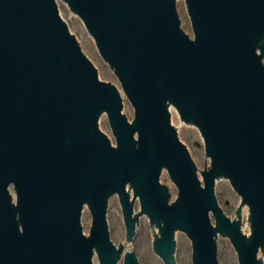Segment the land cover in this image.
<instances>
[{"label": "water", "instance_id": "1", "mask_svg": "<svg viewBox=\"0 0 264 264\" xmlns=\"http://www.w3.org/2000/svg\"><path fill=\"white\" fill-rule=\"evenodd\" d=\"M183 126L196 127L204 187ZM143 215L160 264L175 232L192 264H220L217 235L234 264H261L264 0H0V264H138L125 246Z\"/></svg>", "mask_w": 264, "mask_h": 264}, {"label": "rangeland", "instance_id": "2", "mask_svg": "<svg viewBox=\"0 0 264 264\" xmlns=\"http://www.w3.org/2000/svg\"><path fill=\"white\" fill-rule=\"evenodd\" d=\"M67 24L69 25L70 30L73 32V36L78 40L84 54L97 68L101 80L107 84L116 86L108 64H102L100 62L85 34L77 23L75 17L67 16ZM178 134L181 142L187 148L191 159L194 161L198 169L202 170L196 127L183 126L178 131ZM221 181L222 182L218 183V185L216 184L215 196L218 205L221 207V209H223V213L225 215H231L237 206V198L236 195H230L226 181ZM108 204L109 209L107 219L109 223L111 241L117 244H122L120 213L119 210H116V208H119V205L114 195L110 197ZM144 217V215L136 217V220L134 221V225L136 226L134 229L132 228L128 238V242L130 243V254L134 256L138 264H160V259L149 244L146 220ZM181 233L182 234L175 239L174 249H172L174 255V264H192L189 242L185 233ZM217 245L219 263L234 264L224 235H220L218 237ZM118 264H121V262ZM261 264H264V261Z\"/></svg>", "mask_w": 264, "mask_h": 264}, {"label": "bare ground", "instance_id": "3", "mask_svg": "<svg viewBox=\"0 0 264 264\" xmlns=\"http://www.w3.org/2000/svg\"><path fill=\"white\" fill-rule=\"evenodd\" d=\"M68 28H69V25L67 24ZM69 33L73 36V32L70 30L69 28ZM77 40V39H76ZM78 42V40H77ZM100 78V77H99ZM101 80V78H100ZM221 180H225V178L223 179H218V180H215V183L218 185V183L222 182ZM145 216V215H144ZM145 218V217H144ZM136 220V218H132V222H134ZM136 225L133 226V228L135 227ZM177 233V234H176ZM182 233L181 232H175L174 235H175V238L179 237ZM220 235H217V237H219ZM122 245V244H120ZM126 250L128 251L129 255H130V243L127 241V244L125 246ZM264 259V251L261 252V263H263V260ZM120 262V260H119ZM172 264H174V255L172 253Z\"/></svg>", "mask_w": 264, "mask_h": 264}]
</instances>
